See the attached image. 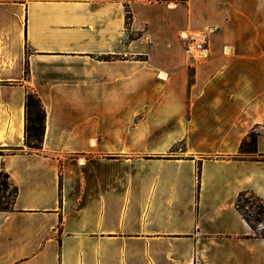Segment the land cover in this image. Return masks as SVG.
I'll return each instance as SVG.
<instances>
[{"label":"crops","instance_id":"0c3cea01","mask_svg":"<svg viewBox=\"0 0 264 264\" xmlns=\"http://www.w3.org/2000/svg\"><path fill=\"white\" fill-rule=\"evenodd\" d=\"M133 5L125 29L120 2L0 0V172L17 189L0 264H264L235 206L264 201V0H188L195 30L214 29L197 63L151 51ZM28 91L46 112L39 151Z\"/></svg>","mask_w":264,"mask_h":264},{"label":"trees","instance_id":"16d2710c","mask_svg":"<svg viewBox=\"0 0 264 264\" xmlns=\"http://www.w3.org/2000/svg\"><path fill=\"white\" fill-rule=\"evenodd\" d=\"M109 2H120L124 6L125 11V25L130 26L132 22V10L131 6L135 2L145 1V2H156V3H169L174 2L175 4L185 5L188 0H103ZM29 68L27 61L25 62L24 76L28 78ZM45 122H46V112L41 104L38 96L32 92L28 91L25 96L24 102V144L31 151H39L42 148L43 137L45 132ZM257 136L255 133L249 134L247 139H245L239 148V155L243 154H254L256 148ZM9 179V176L4 172H0V178ZM14 197L12 202L6 203L5 206L0 207V211H9L12 208L14 198L17 193L16 187L13 186ZM247 193H241L236 200V209L241 214L243 219L250 226L254 232V236L257 238L264 239V201L259 199L253 194L251 195L252 200L257 204L253 207L254 203L250 204L248 200H244V205L250 204L248 207L253 213V219L245 212H243V206L239 205V202ZM257 225V226H256ZM262 228H259V227Z\"/></svg>","mask_w":264,"mask_h":264},{"label":"rangeland","instance_id":"374dc122","mask_svg":"<svg viewBox=\"0 0 264 264\" xmlns=\"http://www.w3.org/2000/svg\"><path fill=\"white\" fill-rule=\"evenodd\" d=\"M146 5L147 9L142 14L150 17L151 19V32H152V47L151 51L158 52H176L179 54H184V47L182 43L178 40V34L183 30H195L192 25L194 23L193 18L187 19L189 13L185 10V6L175 4L174 2L169 3H156V2H145L139 1L135 2V5ZM171 8L168 5H171ZM174 5V6H173ZM182 27V28H179ZM125 29L128 27L125 25ZM198 29V28H197ZM141 50H143L146 54L148 50L143 48L141 45ZM147 56L140 57L138 60L143 61L146 60ZM146 93L142 92L140 96V105L141 109L146 107L147 103ZM143 112H141L142 114ZM143 115H139L137 119L141 118ZM253 156L250 154L240 155L242 158H247ZM14 197V189L13 185L9 181V179L0 178V207L5 206L6 203H11ZM244 200H248L250 204L254 203L253 207L257 205L251 198L250 194H246L243 196L241 201L239 202L240 206H243V212L253 219V212L248 209L250 204L244 205ZM257 226V225H256Z\"/></svg>","mask_w":264,"mask_h":264},{"label":"built area","instance_id":"2783aa9c","mask_svg":"<svg viewBox=\"0 0 264 264\" xmlns=\"http://www.w3.org/2000/svg\"><path fill=\"white\" fill-rule=\"evenodd\" d=\"M213 33V28L204 27L200 30H183L178 34V40L182 43L189 61L197 63L209 57V37Z\"/></svg>","mask_w":264,"mask_h":264},{"label":"bare ground","instance_id":"6f19581e","mask_svg":"<svg viewBox=\"0 0 264 264\" xmlns=\"http://www.w3.org/2000/svg\"><path fill=\"white\" fill-rule=\"evenodd\" d=\"M171 6H172V4L171 5H168V7H170L171 8ZM174 6V5H173ZM165 76V75H164ZM161 78H163V77H161Z\"/></svg>","mask_w":264,"mask_h":264}]
</instances>
